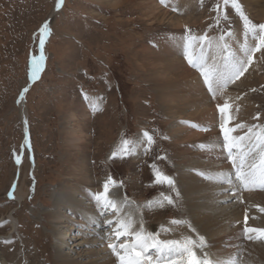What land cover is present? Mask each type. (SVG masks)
<instances>
[{
  "label": "rangeland",
  "instance_id": "1",
  "mask_svg": "<svg viewBox=\"0 0 264 264\" xmlns=\"http://www.w3.org/2000/svg\"><path fill=\"white\" fill-rule=\"evenodd\" d=\"M56 2L0 0V220L14 212L29 249L33 254L40 253L38 259L47 264H54L50 250L53 237L43 212L54 207L59 187L66 179L67 165L81 157L70 156L64 146V118L70 112L91 113V121L85 122L91 144L84 152L94 179L112 177L122 182L110 186V192L123 188L126 202L138 204L145 220H151V213L166 220L185 216L180 192L176 206L165 203L160 207L158 203L151 209L146 207L169 195L177 199L167 184L155 183L151 165L156 163L173 179L176 170L157 87L150 75L139 69L138 50L156 47L153 41L173 30L149 24L132 1L113 9L101 0H64L45 43L46 66L29 88L31 57L40 54L37 34ZM239 2L246 9L244 0ZM216 3L217 0L196 1V22L187 26L193 35L210 31L221 36L226 31L244 29L243 20L231 5L223 6L227 18L221 15V23L216 25ZM255 10L253 6L247 10L252 14L247 13L248 17L256 24L264 23V16ZM182 32L186 30L178 31ZM261 66L260 74L264 75V59ZM255 80L245 88L254 103L251 125L254 121L264 124V81ZM24 87L29 89L25 94L31 139L28 150L22 147L25 125L18 102ZM94 99L102 101L99 109L93 108ZM144 132L153 135L156 143L134 161L133 152L144 140ZM123 139L132 142L131 155L113 158L112 153ZM16 155H22L23 166L16 164ZM157 156L167 159L158 160ZM16 177L20 200L8 194ZM12 236L16 242L9 244L8 252L22 251L16 233ZM4 241L1 233L2 249L8 246Z\"/></svg>",
  "mask_w": 264,
  "mask_h": 264
},
{
  "label": "bare ground",
  "instance_id": "2",
  "mask_svg": "<svg viewBox=\"0 0 264 264\" xmlns=\"http://www.w3.org/2000/svg\"><path fill=\"white\" fill-rule=\"evenodd\" d=\"M101 1L113 9L132 1L134 8L141 13L140 17L146 19L149 24H158L173 30L172 33L167 32L168 34L156 38L153 41L156 47L146 46L139 49L141 57L137 65L146 75H150L157 87V99L166 117L168 139L172 147V159L176 170L175 185L181 193L184 205L185 216L177 220L190 221L196 232H192L186 226L170 225V221L174 218H170L171 220L157 218V213H151L149 215L151 220H145L146 218L144 219V215L139 211V205L135 206L134 202L130 203V200L126 202L123 188L117 187L115 191L109 192V196L116 200L122 209L118 215L131 217L137 227L142 222L145 231L151 233L161 232V226H171L176 229L172 233L161 232V239H180L182 236H191L195 240L198 233L206 238L209 244L207 251L218 254L215 258L219 259L221 264H231L233 261L236 264H264V241L258 239L248 241L241 235L245 212L249 216L250 226L264 228V213L259 210V208H264V191L254 189L251 192L244 191L235 194L231 191L225 192L222 189L227 188L228 185L207 180L195 171H204L207 175H214L219 171H231L230 162L223 159L218 148L222 133L217 127V101L212 99L199 70L188 63L187 51L189 50L184 46L186 35H183L186 33H178L184 30L185 26L194 25L196 22L194 14L197 9L195 4L197 0H169L168 6L160 4L159 0ZM56 3L45 20L49 27L62 9L61 7L58 10ZM244 4L248 11H251L253 6L258 15L264 16V0H244ZM246 9V15L251 14ZM207 34L214 46L212 48L205 46L204 55L210 58V63L213 57L220 61L223 53L215 47L220 36L213 35L210 31ZM46 40L47 36L45 43H47ZM225 41L231 45L232 50L238 56L241 55L245 43L255 42L251 36L245 38L244 29L239 28L231 31L230 36L225 35ZM195 54H200L198 47L195 49ZM263 54L264 50L256 53L254 62L249 66L248 71L234 84H229L226 89H223V95L218 93L219 102L228 99L231 105V115L234 119L230 127H234L237 123L251 126L250 118L254 111V103L245 88L251 85L254 79L256 83L264 81V75L260 74ZM44 64L46 66V60ZM44 64L39 73L43 67L45 68ZM25 99L26 95L20 103L21 120L25 125L23 145L26 139L31 143L28 129L29 113ZM91 104L97 105L95 109H99L103 103L99 99H94ZM90 114L88 110L81 115L70 112L64 118L62 137L65 149L70 156L81 155V157H77L75 162L67 165L66 179L59 187L60 195L58 194L59 196L55 199L54 207L43 212L48 217L49 231L53 237L50 250H53L54 264H117L116 258L109 254L107 242H102L100 239L111 229L103 222L90 227H81V225H87L90 215L99 216V211L95 202L91 200L90 193L102 192L105 182V180L101 181L99 178L92 177L90 162L86 159L84 152L87 145L91 144V136L85 130V122L91 121ZM187 122H194L200 125V128L191 127ZM253 124L258 123L254 121ZM204 127L210 130H201ZM202 144L216 145V148L215 150H201L199 146ZM145 147V142L137 144L133 152L134 161L144 154ZM23 148L29 149V147ZM20 166H23V163ZM9 193H12L9 197L20 200L18 178L13 180ZM237 195L241 197L243 203L236 199ZM159 202H152L151 207L158 205ZM164 205L167 204L164 203ZM116 216L117 214L110 212L105 219L115 220ZM19 225L20 219L14 212L9 214L7 219L0 220V234H3L4 242L8 245H5L3 249L0 248V264H47L46 261L38 259L40 253L31 252L28 240L21 233ZM12 233H16V240L23 246L22 251L8 252L11 248L9 244L16 242ZM123 239L122 237L121 241Z\"/></svg>",
  "mask_w": 264,
  "mask_h": 264
},
{
  "label": "snow or ice",
  "instance_id": "3",
  "mask_svg": "<svg viewBox=\"0 0 264 264\" xmlns=\"http://www.w3.org/2000/svg\"><path fill=\"white\" fill-rule=\"evenodd\" d=\"M159 3L168 6L169 0H159ZM64 4V0H57L56 8L59 10ZM231 5L236 13L239 14L244 22L245 38L251 36L255 41L253 44L245 43L242 48L241 55H237L232 50L231 45L225 41V35L230 36L231 32L226 31L224 35L219 37V42L215 45L219 52L223 53L220 61L216 58H210L204 55L203 49L205 46L212 48L213 41L205 33L202 36L193 35L191 30L185 26V48L187 51L188 63L199 70L203 83L207 86L208 92L213 100H216V108L218 110L217 127L222 133V139L218 148L226 162H230L231 171H219L214 175H207L204 171L195 170L201 177L216 181L220 184L228 185L222 189L225 192L242 193L244 191H253L260 189L264 191V124H252L248 126L243 123H237L234 127H230L234 117L231 115V105L228 99L219 102L218 93L223 95L222 90L226 89L229 84H234L237 80L248 71L249 66L254 62V56L258 52L264 50V23H254L243 10L239 0H217L215 11V24L221 23V15L224 14V7ZM177 10V9H174ZM212 26L210 25V28ZM50 27L45 22L38 31L37 39L39 45V57L32 55L30 68V81L35 82L38 79V73L43 66L46 57L44 55L45 37L50 34ZM200 49V54H195L196 48ZM28 87H24L20 93L18 102L23 101L25 94L28 92ZM254 91V90H253ZM96 105L93 104V108ZM238 110V109H237ZM189 126L200 128V125L194 122H187ZM25 124L27 121L25 120ZM246 129V131H244ZM203 131H209L207 127L202 128ZM235 133V134H234ZM146 143L144 149L145 154L151 149V146L156 143L153 135L148 132L143 133ZM167 139V137H165ZM132 142L128 139H123L116 151L112 153V157L124 158L132 153ZM30 140L26 139L22 147H30ZM201 150H215L216 145H200ZM156 159H167L166 156H157ZM15 161L17 165L22 163V155H16ZM155 176L156 184H167L169 188L175 192L177 199H173L171 195L164 197L159 202V206L163 207L164 203L176 206L180 197L179 190L175 188V180L166 175L156 163L151 165ZM122 184L117 182L112 177H108L103 184L102 192L90 193V198L95 202V206L99 211V216H89L87 225L81 227L92 226L103 222L111 231L100 237L101 241L107 242L109 254L116 258L117 264H221V261L215 258L218 254H212L207 249L209 244L204 236L197 233V239L191 236H182L180 239H161V232L172 233L176 229L169 226H161V232L151 233L145 231L142 222L139 227L131 217H121L118 213L122 212L116 200L110 198V186L116 187ZM12 193H9L11 195ZM236 199L243 203L239 195ZM226 202V201H225ZM151 207V203L146 205ZM257 207H259L257 205ZM260 212L264 213V208H259ZM117 214L116 219H105L108 213ZM249 216L247 212L244 214L243 227L241 235L245 240L252 241L258 239L264 241V228L250 226ZM239 223V222H237ZM115 224V227L113 225ZM170 225L186 226L192 232H196L190 221L174 219L170 221ZM124 238L121 241V238ZM99 246V245H98ZM231 264H236L235 261Z\"/></svg>",
  "mask_w": 264,
  "mask_h": 264
}]
</instances>
